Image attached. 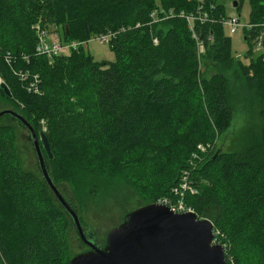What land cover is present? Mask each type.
I'll use <instances>...</instances> for the list:
<instances>
[{
  "label": "trees",
  "instance_id": "trees-1",
  "mask_svg": "<svg viewBox=\"0 0 264 264\" xmlns=\"http://www.w3.org/2000/svg\"><path fill=\"white\" fill-rule=\"evenodd\" d=\"M246 1L250 61L236 70L255 84L264 121V42L253 59L264 0L232 3L240 11ZM228 16L220 0H0V76L11 92L0 85V101L45 127L56 184L54 172L69 181L79 171L122 177L144 202L183 199L214 223L229 264H264V125L261 159L218 148L233 119L222 72L235 64ZM52 26L62 43L83 45L39 55V32ZM109 34L116 61H94L85 43ZM16 127L0 126V264H70V220L40 173L23 168Z\"/></svg>",
  "mask_w": 264,
  "mask_h": 264
},
{
  "label": "water",
  "instance_id": "water-1",
  "mask_svg": "<svg viewBox=\"0 0 264 264\" xmlns=\"http://www.w3.org/2000/svg\"><path fill=\"white\" fill-rule=\"evenodd\" d=\"M233 6L237 8L238 3ZM1 88L11 96L4 83ZM5 123L28 132L27 139L32 145L42 182L70 220L72 232L78 234L77 241L83 252L70 264H229L224 246L213 243L215 225L212 221L198 219L194 212L176 213L159 202L144 204L137 200V207L125 216L119 227L108 233L105 245H100L96 232L83 226L70 187L54 181L43 152L44 148L52 158L45 133L40 134L42 147L35 127L10 108L0 111V126Z\"/></svg>",
  "mask_w": 264,
  "mask_h": 264
},
{
  "label": "rangeland",
  "instance_id": "rangeland-1",
  "mask_svg": "<svg viewBox=\"0 0 264 264\" xmlns=\"http://www.w3.org/2000/svg\"><path fill=\"white\" fill-rule=\"evenodd\" d=\"M220 2L226 5L228 15L240 16V21L243 25L250 22L251 6L248 1L244 2L240 11L234 8L233 0H220ZM50 31L46 38L47 43H52L56 36L62 38L59 34L60 31L56 27L52 26ZM225 33L232 39V53L235 57L234 67L222 70L227 78L228 103L233 111V119L230 129L219 139L218 148L225 153H236L239 158H250L252 161L258 160L262 156V130L264 125L260 115L262 100L255 84L247 81L236 70L237 63L240 60L245 64L249 63L250 59L247 56L252 42L245 39L243 28L236 33H231L229 29H225ZM84 47L94 61L104 63L116 61V55L109 44L100 42L96 37L85 43ZM261 53L262 51L254 48L253 59H256V56ZM199 60L202 69L204 71L207 70L204 66L203 58L201 57ZM212 71L215 72V70L210 69L208 74ZM9 108L12 107L2 100L0 101V111ZM16 131V149L23 168L38 173L32 145L27 139L28 132L21 131L19 128ZM45 131L46 129L43 127V132L45 133ZM37 132L43 147L40 137L42 123L41 125L37 124ZM44 152L46 154L45 150ZM54 176L59 184L66 183L70 186L72 195L75 197L79 208V216L83 226L88 231L93 230L96 232L100 245H105L108 233L112 229L119 227L123 223L125 216L137 207V200H141L144 204L152 203V201H148L149 203L144 202L145 200L136 195L127 182L119 176L93 178L79 171L69 181L60 173L54 172ZM198 219L203 218L198 216ZM215 233L217 242H219V233L216 229ZM77 240L78 234L73 231L70 237V245L75 256L83 252ZM256 262L252 260L248 264H256ZM234 264L238 263L234 262Z\"/></svg>",
  "mask_w": 264,
  "mask_h": 264
},
{
  "label": "built area",
  "instance_id": "built-area-1",
  "mask_svg": "<svg viewBox=\"0 0 264 264\" xmlns=\"http://www.w3.org/2000/svg\"><path fill=\"white\" fill-rule=\"evenodd\" d=\"M154 15H158V11L155 12ZM153 17V16H152ZM164 20V19H161ZM223 24L224 27L226 29H229L231 31V33H236L238 32L241 28H243L244 30H248V31H253L254 29V25L250 24V22L246 25H243L240 21V16H228L223 20ZM259 28H261V31L264 32V20L261 23V25L259 26ZM40 35V41L37 47V53L39 55H44L47 56L50 59H53L56 56L59 55H63L64 53H67L71 50L77 49L80 46L83 45V43L81 42H72L70 44H64L61 42V40L56 36V38L54 39V41L52 42V44L47 43L46 42V38L48 37V32L45 30H41L39 32ZM113 38L112 35H101L96 37V39H98L100 42L102 43H106L110 45V41ZM263 42H264V33L261 34H257V36L254 37L253 40V44L255 46V49L262 51L263 50ZM155 43H157V41H155ZM200 50H203V48H201ZM203 52V51H201ZM8 62H11V56L8 55L7 57ZM20 75V80L23 82L28 79V74L27 73H23V72H19ZM3 83V80L0 76V84ZM37 83H38V78L35 77V81L33 83L30 84L29 86V90H34L35 92H38V88H37ZM186 180V178H185ZM189 188L187 182L185 181V183L182 185V190H187ZM175 194H184V192H178L177 189H175ZM159 203L164 204L169 206L174 212L176 213H187V212H194L193 209L191 208H187L185 206V203L183 201V199H181L177 204H172L169 201L163 200V201H159ZM195 213V212H194ZM214 244H218L219 242H217L216 239V233H215V240L213 242ZM220 244V243H219ZM221 245V244H220Z\"/></svg>",
  "mask_w": 264,
  "mask_h": 264
}]
</instances>
